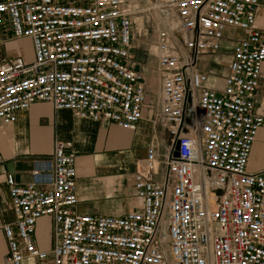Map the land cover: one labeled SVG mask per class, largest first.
<instances>
[{"label": "built area", "instance_id": "1", "mask_svg": "<svg viewBox=\"0 0 264 264\" xmlns=\"http://www.w3.org/2000/svg\"><path fill=\"white\" fill-rule=\"evenodd\" d=\"M260 0H156L158 118L168 150L135 163L140 208L123 216L76 211V157L55 141L32 180L6 175L13 221L0 217L3 264H264V170L248 162L264 113L255 95L264 65ZM129 0H0L9 41L29 40L33 59H0V125L43 102L80 119L134 131L146 84L134 56ZM233 38L223 88L209 86L200 59ZM159 105V106H158ZM175 146L177 148L175 149ZM177 157L173 156V153ZM52 219V246L38 248V220Z\"/></svg>", "mask_w": 264, "mask_h": 264}, {"label": "crops", "instance_id": "2", "mask_svg": "<svg viewBox=\"0 0 264 264\" xmlns=\"http://www.w3.org/2000/svg\"><path fill=\"white\" fill-rule=\"evenodd\" d=\"M255 25L264 30V0H260ZM227 35L232 38L243 37L242 32L228 29L217 54L201 58L211 60L212 66L200 67V62L198 64L199 69L208 74L209 86L216 90L223 88L231 61L233 43L225 47ZM6 37L7 33L0 27V39ZM4 57H21L31 62L33 55L30 41L7 42L0 47V59ZM147 71L148 77L143 72L148 93L146 107L134 131L120 129L109 122L80 119L70 111L54 110L43 102H36L27 111L19 112L13 125H0V217L4 223H9L8 219H4V213L12 216L5 183L8 174L6 167L12 165L13 172L10 175L16 184L30 183L35 161L50 158L57 140L68 142L70 151L76 157V194L79 200L76 211L79 214L123 216L141 207L142 202L136 198L133 188L135 163L145 157L149 146H156L162 156L168 150V137L161 126V118L157 117L159 84H154L155 89L152 91L156 94L155 105L150 103L151 98L149 100L151 86L147 82H150L151 74L149 69ZM153 73L157 79V74ZM255 102L256 108L264 113V65ZM261 170H264V127L258 132L248 162V172L257 173ZM52 232L51 218L38 220L34 239L40 250H50ZM0 243L3 247L0 264H3L6 245L1 232ZM31 262L41 264L37 261L26 264Z\"/></svg>", "mask_w": 264, "mask_h": 264}, {"label": "rangeland", "instance_id": "3", "mask_svg": "<svg viewBox=\"0 0 264 264\" xmlns=\"http://www.w3.org/2000/svg\"><path fill=\"white\" fill-rule=\"evenodd\" d=\"M156 0H129V4L133 7L134 9V40H133V45H134V56H135V61L139 62L141 66L143 67L142 69L143 72L145 73V76L148 75V69L150 71L151 77H150V82H147L150 87V103L155 104L156 103V94L155 92H152L155 87L154 84H158V76L157 79L154 77L152 74L153 72L156 73V62H157V57H156V52H155V43H156V26L155 22L156 20L154 19V15L152 12V6L155 4ZM232 37L227 35V41L225 44V47L228 46L229 44H232ZM200 67L205 66V67H210L212 66V62L209 59H204L200 61ZM148 68V69H147ZM148 94V93H147ZM156 105V104H155ZM4 219H8L7 222H12L13 221V215L10 216V214H3ZM3 247L0 243V253L2 252ZM32 264V262L30 263Z\"/></svg>", "mask_w": 264, "mask_h": 264}, {"label": "water", "instance_id": "4", "mask_svg": "<svg viewBox=\"0 0 264 264\" xmlns=\"http://www.w3.org/2000/svg\"><path fill=\"white\" fill-rule=\"evenodd\" d=\"M177 148V146H175V149ZM173 156L174 157H177V154L174 152L173 153ZM6 169H7V172H8V174H11L12 172H13V168H12V165L11 164H9L7 167H6Z\"/></svg>", "mask_w": 264, "mask_h": 264}]
</instances>
